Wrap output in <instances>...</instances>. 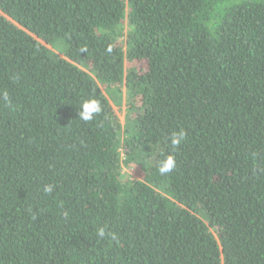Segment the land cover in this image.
<instances>
[{"label":"trees","instance_id":"obj_1","mask_svg":"<svg viewBox=\"0 0 264 264\" xmlns=\"http://www.w3.org/2000/svg\"><path fill=\"white\" fill-rule=\"evenodd\" d=\"M4 91L0 264H264V0H0Z\"/></svg>","mask_w":264,"mask_h":264},{"label":"clouds","instance_id":"obj_2","mask_svg":"<svg viewBox=\"0 0 264 264\" xmlns=\"http://www.w3.org/2000/svg\"><path fill=\"white\" fill-rule=\"evenodd\" d=\"M4 101H9V93L4 91L0 93ZM101 111V105L95 98H89L82 102L80 110L78 111V116L83 121H91L93 120L94 116ZM187 138V133L185 129L180 128L172 132L170 137V145L172 149H177L179 146L185 142ZM161 151H163L161 149ZM176 167V159L174 153H168L164 156L163 159H160L158 162V171L162 175H166ZM53 189L52 184H45L43 187V191L45 193H51ZM97 235L99 237H103L105 235V229L101 227L98 230Z\"/></svg>","mask_w":264,"mask_h":264},{"label":"rangeland","instance_id":"obj_3","mask_svg":"<svg viewBox=\"0 0 264 264\" xmlns=\"http://www.w3.org/2000/svg\"><path fill=\"white\" fill-rule=\"evenodd\" d=\"M131 64H128L127 66H130ZM116 108H117V111L119 112L121 118L123 119L124 118V112H125V105H122V107H118L117 105H115ZM125 171L134 176V177H138L139 176V173L137 172L138 170L135 169V168H125Z\"/></svg>","mask_w":264,"mask_h":264}]
</instances>
